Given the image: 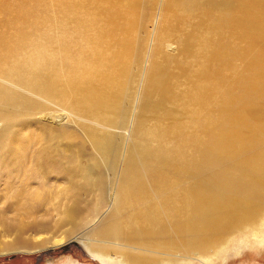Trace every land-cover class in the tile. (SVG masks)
Segmentation results:
<instances>
[{"label": "bare ground", "instance_id": "1", "mask_svg": "<svg viewBox=\"0 0 264 264\" xmlns=\"http://www.w3.org/2000/svg\"><path fill=\"white\" fill-rule=\"evenodd\" d=\"M24 1L29 2L30 5L36 2ZM59 1L62 4L61 14L64 18L75 17L80 8L84 7L82 4L88 2L99 15L106 12L104 15L109 26L114 25L111 16L114 15L115 5L120 2V0ZM28 6L19 7L21 22L14 31L9 29L2 31L1 25L7 22H0V46L3 48L5 45L8 50L10 49V53L5 54L0 62L7 63V59L19 54V57H15V60H18L16 65L8 71L9 73L5 72L8 73L6 76L12 80V76L16 75L17 82L27 85L28 90L32 88L50 98H59L64 103H68L71 110L85 118H95L97 111L106 107L118 111L121 101L118 90L116 92L114 90L120 87V78L118 77L117 80L116 74L112 73L114 71H110L109 74L102 72L106 65L112 70L116 67L112 61L114 56L105 60L99 56L90 57L84 49L78 51L76 49L77 52L74 54L67 52L64 54V61L70 71L69 87L60 89L46 82L47 76L43 74L50 69L56 56L51 48L53 43L59 41L65 44L69 41H67L68 37L61 35V38L55 40L53 35L46 34L48 33L46 30L40 31L32 22L33 15ZM168 6H170L171 16L169 13L168 16L171 21L176 20L177 14H183V17L187 16V18L197 15L196 17L201 20L199 26L207 29L209 35L203 40L201 58L195 57L192 45L197 35L195 37L188 35L184 62H178V68L171 73L164 69L162 73H158L159 66H155L152 78L149 76L151 79L148 80L149 85L142 99L134 143L132 149L128 150L127 157L123 159L124 174L120 190L123 201L120 208L124 214L117 223L112 221L115 215L112 216L100 233L110 234L113 239L119 241L118 245L145 249L153 253L162 252L161 249L165 248V244H169L166 252L170 249L179 251V248H175L170 231L163 223L160 211L140 175L139 162L147 172L151 192L159 198L165 209L164 212L170 218L172 229L185 250L197 251L201 259L213 262L212 260L221 250L220 247L237 232H250L253 238L264 239L262 229H258L262 224L261 220L264 219L262 218L264 215V0H171ZM130 7L133 8L132 5ZM90 26L85 25L86 32L90 35L97 33ZM194 27L192 26V29ZM125 28L126 26L124 28L115 26L113 31L106 33L113 35L117 31L122 34ZM224 31L228 32L232 39L225 40ZM261 43L263 47L259 49ZM122 54V50L118 51L115 60L122 59ZM190 56L195 58L193 60L195 68L188 64ZM237 60L242 61L243 69L231 74V77L226 76L227 70L235 69L234 62ZM165 66L168 64L165 63ZM108 67L106 69L109 70ZM172 79L177 82L172 83ZM114 80L119 82L113 84L117 85V88L111 89ZM227 81V87L224 88ZM57 82L56 84H59ZM8 96L0 92V102L16 106L26 104L20 98ZM1 117L5 121L0 128V154L5 153V159L0 162L8 165L9 171L6 175L10 178L6 191L16 189L18 186V182H15L16 178L20 181L19 185H23L20 187L25 190L28 189V183L32 178H40L42 183L48 174L61 175L66 178L70 188L79 191L80 195L83 192V195H91L99 191V201L91 208L89 216L97 214L99 208L109 199V181L105 168L114 172L122 161L123 147L120 137L114 133H102L103 131L88 128L86 130L88 137L99 157L83 145L73 150H61L52 143L49 144L50 147H34V144L42 142V137L34 140L30 137L33 143L23 142L14 146L9 143H12L10 140L15 135L14 125L20 123L19 116L11 110H5L0 111ZM44 140L49 141L48 136L44 137ZM27 145L33 147L30 153L26 152ZM18 148L22 151L17 152ZM30 164L32 167H29ZM28 168L31 170L29 174L26 173ZM77 178L82 179L77 181ZM80 182H83V185H79ZM43 184L45 185L44 182ZM42 186L39 184L40 188ZM16 193L19 198L25 192L20 193L16 190ZM71 198L73 205L64 206L63 213L68 218V223L72 225L73 231L79 227L78 218L81 216L82 207L79 197ZM18 202H12L18 206L4 207L5 211L12 207L16 209L15 211L24 210L22 214L19 211L20 217L16 218V226L0 216L3 231L9 232L8 235L14 233L16 236L13 243L7 244L13 248H23L26 245L27 239L25 240L23 236L29 226L26 218L37 209L22 204L19 206ZM42 202L47 201L43 199ZM55 207L59 209L61 206L57 203ZM12 219L10 220L13 222L15 218ZM58 225L59 223L53 226L56 232L59 231ZM75 239L76 241L73 239L70 242H79L86 249L103 257H109L104 247L94 248L84 239L79 240L77 237ZM152 256L146 259L144 256V258L136 256L132 262L133 264L159 263L156 258L157 262L152 261ZM162 264H182V258L177 262L167 260Z\"/></svg>", "mask_w": 264, "mask_h": 264}, {"label": "rangeland", "instance_id": "2", "mask_svg": "<svg viewBox=\"0 0 264 264\" xmlns=\"http://www.w3.org/2000/svg\"><path fill=\"white\" fill-rule=\"evenodd\" d=\"M0 1L2 7L0 9V22H7L5 23V25H1L2 31L7 29L14 31V29H16L19 25V22H21L19 18V15L21 14L19 7H23L24 5L26 7L28 6L27 4H29V10L32 12L31 15H33L32 22L36 24V27H39L38 29L40 31L46 30L48 32L46 34L53 35L55 40L61 38V36H65L66 38L68 37L67 41L69 42H65V44L63 43L64 45L61 42L56 41V43H53V46L51 47L56 56L54 57V60L49 67L50 69L47 70L45 74H43L45 77L47 76V81H45L49 82V85H53V87L57 86L60 89L69 87L68 76L70 75V71L68 70V66L65 64L64 54L67 52L74 54L81 49L87 51V54L90 57L92 56L93 58H97V56H99V58L106 60L108 58L110 59L111 57L113 58L114 56V59L112 61H114L116 67H114L112 70L106 65L103 67L102 72L103 74H109L110 71H114L112 73L116 74L117 80L118 77L120 78V87L118 89H115L114 92L118 90L117 93H119L121 101V111L120 109L116 111L115 109L106 107V109H97L99 112L97 111L95 118H85V116H82L76 111L71 110L68 103H64V101H61L59 98H50V96L44 95L37 90H33L32 88H29L28 90L27 85L17 82V77H15L16 75L12 76V80L9 76H6V74L9 73L8 71L16 65V62L18 60H15V57H19V54H15V57L9 58L11 59L10 61L9 59H7L8 64L6 63V61L0 62V92L5 94L6 96L10 95L20 98L26 103L25 105L16 106L10 103H4L3 101H1L2 103L0 102V111L4 112L5 110H11L12 112L16 113L17 116H19L18 121H20V123L14 125L15 135L10 140L12 143L9 144H12L14 146H17L18 144H21L23 142L29 144L34 142L32 141V139L34 140L42 137L43 143L39 142L37 145L34 144V147H50L51 145L49 144L52 143L61 150H73L76 149L77 146L83 145L84 147L88 148L91 153H94L95 156L99 157L86 131L88 128H93L98 130L99 132L103 131L102 133H114L115 135L119 136L123 147L121 155L122 161H120L119 163L120 165L117 168L118 170L116 169L113 172L105 168V164L103 165L106 169L105 172L109 181V199L99 208L97 214L94 213L92 216H89L91 214L90 211L91 208H93V206L99 201V191H95V193L91 195H83V192L82 195H80L78 194L79 191L74 188H70V185L64 176L55 174H48V176H45V180L43 178L44 181H42L45 183V185L43 184V182L41 183L40 178H32L28 183V189L25 188V190L20 187L23 185H19L20 181H18V179L16 178L15 182H18V186H16V189L6 191V186H8V182L10 181V178L6 175L9 171V168L7 164H2L0 162V216H2L3 219L8 220V222H10L13 226H16V218H19V214L21 212L23 213L24 210L20 211L17 209V211H15L16 209L13 207L18 206V204H13L15 201H19V206L20 204H22V206L26 205L30 208L36 207L37 209H35L38 210H35V213L26 218L29 226H27L28 228L25 232L26 234H23L25 240L27 239L26 245L23 247L24 249L22 247L13 248L7 246V244L13 243V240L16 236L14 233H10L8 235L9 232L5 230L3 231L4 227H2V225L0 224V264H120L124 261L126 262V264H133L132 259L134 257L144 256L146 259L147 257L151 258L152 254L155 256H152V261L157 262L155 258L158 259L159 263L157 264H162L167 260L177 262V260L181 258L182 264H264V239L261 240L253 238L252 233L244 231L239 233L237 232L232 238L225 242V244L220 247L221 250L219 254L216 255L217 257L212 260L213 262H208L204 259H201L197 251L187 252L177 234L173 231L170 218L164 212L165 209L160 203L159 198H157L156 195L151 192V186L149 184L147 172L139 162L138 170L140 172V175L142 176L148 192L152 195V198L160 211L163 223L170 231L171 240L175 242V248H179V251L176 252L174 249H170L166 252L169 244H165V248L161 249L162 252L153 253L145 249H137L130 246L118 245L117 242L119 241L113 239L110 234L105 235L100 233L103 226L107 225L112 216L115 215L113 217L114 220L112 221L114 223H117V221H121V218L124 214L120 208V205L123 201L122 195L120 193V190L122 188L121 179L123 178L124 174L123 159L127 157L128 150L132 149L134 143V133L136 130L138 115L142 106L144 93L149 85V79L152 78V74L155 72L157 66H159V70L161 69L160 71L157 69L158 73H162L164 70H168L171 73V71L178 68V62H184L183 58L184 56H186L185 52L188 47V35H192L194 37L197 35L195 39H193L192 44L195 57L197 56L198 58H201V55H203V40L208 37L209 34L207 29H204V27H201V25L199 26V24H201V20L199 17H196L197 15L189 16L187 18V16L183 17V14H177L176 20L173 18L174 21H171V12L169 9L170 6H168L171 0H120L119 4L117 6L115 5L114 7V15L111 16L114 25L109 26V24L107 23V17L104 15L106 14V12L100 13L101 15H99L98 11L94 8H91L88 2L85 3L84 0H82V2H84V4H82L84 6L82 7L83 10L80 8L78 13H76L75 17L73 18H71L72 16L66 18L63 17V15L61 14L62 4H60L59 0H35V4L32 3L31 5L29 2L27 3V1L24 0ZM131 5L133 8L130 7ZM100 11L101 9L99 10V12ZM168 13L170 14V16H168ZM97 15L100 17L98 18ZM181 19L183 21H180ZM39 21L41 22L39 23ZM117 21L120 22L118 23ZM85 25H91L90 27L96 30L97 33H93L90 35L86 32ZM195 25L197 27L196 30V27H194ZM115 26H120L123 28L126 26V28L122 34L117 31L116 33H113V35L106 33H110V31H113ZM192 26L194 27L193 29ZM228 34V32L224 31L223 38L225 40L232 39ZM5 42L7 41L5 40ZM261 45H263V43L260 44L259 49L263 47ZM0 48L4 51L3 53V51L0 49V51H2L0 52V59L3 58L5 54L8 55L10 53V49L8 50L5 45L3 48L2 46H0ZM13 48L14 47L12 45V49ZM121 50L123 52L122 59L116 58L115 60V55L118 53V51ZM108 53L110 55H108ZM176 58L178 59V61H176ZM194 59L195 58L193 56H190V63H188L193 68H195V63L193 62ZM164 62L166 63V65L168 64V66H165ZM171 64L175 67H173ZM234 66V70H227L228 72L226 71V76L231 77L235 72L241 71L244 64L241 60H237L234 62ZM107 67L109 68V70L106 69ZM165 67L167 69H165ZM1 70L3 73H1ZM6 71L8 73H5ZM117 80H114L112 82L111 89L117 88V85H113L116 82H119ZM56 81H58L57 83L59 84H56ZM171 81L172 83L177 82L173 79ZM227 84L228 81L225 83L224 88L227 87ZM126 109H128V111ZM124 110L126 111L124 112ZM4 121L5 120L1 117L0 128L2 127V124H4ZM51 134L56 136L52 137ZM46 136H48L49 141H43V138ZM30 137H32V139ZM27 148L26 152L28 153H30L33 149V147L28 145ZM21 151V148L17 149V152ZM4 155L5 153L0 154V160L5 159ZM29 167H32V165L30 164ZM26 171L27 174L31 173V170H29V168ZM80 179L82 178H77V181ZM39 184L43 185L42 188L39 187ZM79 185H83V182H80ZM16 190L20 193L23 191L25 193L22 195V197L17 198ZM65 190L68 191L65 192ZM72 196L79 197L82 207L81 216L80 218H78L79 227L76 230L74 229L73 231L72 225L68 223L69 220L63 213V210L66 206L73 205V200L71 198ZM6 199L9 201L5 202L7 201ZM43 199H46L47 201L44 202L45 204L47 203L46 206L42 202ZM57 203L59 204V206H61L59 207V209H56L55 207ZM11 205H13L12 208H9L11 211L4 210L5 206L7 208ZM43 206L45 207L43 208ZM2 207L4 213H2ZM11 217L15 218L13 222V219ZM263 217L264 215L262 216V218ZM21 219L22 218H20V220ZM261 221L262 224L258 229H262L264 234V219H262ZM63 222L65 223L63 224ZM57 223H59V225L57 226L59 227L58 232H56V229L53 227ZM38 225L40 227H38ZM224 233L225 236H227L226 231H224ZM75 237H77L79 240L84 239L86 242H90L89 245L94 248L104 247V249L107 251L108 256L112 259H108L109 257H103L96 252L86 249L83 244H80L79 242H70L73 239L76 241Z\"/></svg>", "mask_w": 264, "mask_h": 264}]
</instances>
